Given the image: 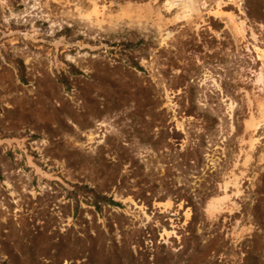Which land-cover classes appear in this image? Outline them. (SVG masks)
<instances>
[{"label":"rangeland","instance_id":"rangeland-1","mask_svg":"<svg viewBox=\"0 0 264 264\" xmlns=\"http://www.w3.org/2000/svg\"><path fill=\"white\" fill-rule=\"evenodd\" d=\"M0 264H264V0H0Z\"/></svg>","mask_w":264,"mask_h":264}]
</instances>
